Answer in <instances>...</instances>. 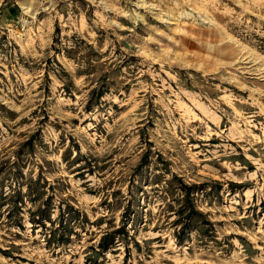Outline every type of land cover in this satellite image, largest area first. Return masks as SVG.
<instances>
[{
    "label": "rangeland",
    "instance_id": "374dc122",
    "mask_svg": "<svg viewBox=\"0 0 264 264\" xmlns=\"http://www.w3.org/2000/svg\"><path fill=\"white\" fill-rule=\"evenodd\" d=\"M0 264H264V0H0Z\"/></svg>",
    "mask_w": 264,
    "mask_h": 264
},
{
    "label": "trees",
    "instance_id": "16d2710c",
    "mask_svg": "<svg viewBox=\"0 0 264 264\" xmlns=\"http://www.w3.org/2000/svg\"><path fill=\"white\" fill-rule=\"evenodd\" d=\"M190 188H191L190 186H185L186 191L184 192V195L186 196V200H189V194H190L189 190H190ZM13 194L14 193H12V195H10V196L8 194L5 197H2L3 199H5V202L8 205L7 207H10L9 209L5 210L6 211L5 217L8 218V219L12 216L11 215V213H12L11 210L15 209V210H17L19 212L21 211V209L19 207L20 206L19 205L20 201L17 198V195L16 194L13 195ZM48 209H49L48 206H45L43 208H37V210H36L37 213H34L35 216H33L31 218V222L35 223L37 225H40V226H42L44 228L46 227V222H49L50 224H52L54 220H52L50 218V216L48 214ZM191 210H193L192 206L190 208V211ZM107 236H108V234L104 235V237H107ZM63 238L64 237H62V236L60 237V235H59V237H56V242L62 243L63 242L62 241ZM53 239L55 240V237H53ZM111 240H114V238L112 237ZM109 244H112V241ZM99 247L104 251V250H106L108 248V243L107 244H103V242H101L99 244Z\"/></svg>",
    "mask_w": 264,
    "mask_h": 264
}]
</instances>
